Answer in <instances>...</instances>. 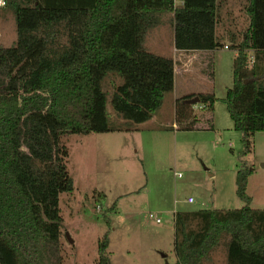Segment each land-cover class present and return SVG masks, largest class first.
<instances>
[{"label":"trees","instance_id":"trees-1","mask_svg":"<svg viewBox=\"0 0 264 264\" xmlns=\"http://www.w3.org/2000/svg\"><path fill=\"white\" fill-rule=\"evenodd\" d=\"M181 1L7 0L4 12L14 15L17 41L0 46V264H62L60 197L72 181L60 137L121 130L109 101L131 125L161 108L174 90L175 61L147 50L145 40L165 13L173 14L177 49L221 46L217 0ZM247 13L250 26L223 99L241 133V157L264 132V0H250ZM111 75L122 81L109 100L103 82ZM196 98L211 114L218 100L214 91L178 98L175 116L183 129L198 122L197 103L190 102ZM241 167L236 193L242 209L176 213L175 264H207L219 248L226 264H264V210L251 208L247 186L254 170L245 158ZM109 242L108 236L99 241L98 264H111Z\"/></svg>","mask_w":264,"mask_h":264},{"label":"rangeland","instance_id":"rangeland-1","mask_svg":"<svg viewBox=\"0 0 264 264\" xmlns=\"http://www.w3.org/2000/svg\"><path fill=\"white\" fill-rule=\"evenodd\" d=\"M162 17L163 23L146 36L151 48L159 43L164 48L171 44L173 14L167 12ZM16 41L14 15L3 12L0 46L9 47ZM121 81L112 75L104 80L109 100ZM180 87L177 78L176 91L166 94L150 124L127 123L109 101L111 120L121 130L61 135L60 144L69 151L63 161L72 181V189L60 198L62 264H98V243L106 236L110 240L111 264H172V211L242 209L245 204L237 196L234 172L236 167L242 168V158L250 160L247 163L255 171L247 194L254 197L255 207H264V132L254 135V150L241 157V133L236 132V138L213 134L206 118L208 112L198 117L207 128H181L174 108L175 96L183 91ZM197 104V114L206 111ZM222 106L226 110L225 104ZM212 173L215 176H210ZM190 197L195 200L192 204L187 203ZM135 212L140 215L134 217ZM150 213L161 217L162 223L157 224V218H150ZM211 264H226L224 248L212 254Z\"/></svg>","mask_w":264,"mask_h":264},{"label":"crops","instance_id":"crops-1","mask_svg":"<svg viewBox=\"0 0 264 264\" xmlns=\"http://www.w3.org/2000/svg\"><path fill=\"white\" fill-rule=\"evenodd\" d=\"M249 1L250 0H217L216 37L221 46L215 50L185 51L177 49L174 43V29L171 44H168L167 48L162 47L160 43L155 44L154 47L151 48L147 41V38L145 40V47L148 50H154L156 51L154 53L162 56H164L165 53H171V56L169 57H172L175 61V85L173 92H175L177 88V78L180 82V88L183 89L180 94L175 96V101L178 98L188 94L214 91L215 96L218 100L215 103L213 114L208 113L206 115V118L208 123L210 124L209 129L213 131V134H217L218 136L223 134L235 138L238 136V134L236 133L237 131L234 129V122L223 99L226 97L228 89L233 86L234 59L238 53V47L243 42L244 34L250 26V17L247 13V5L249 4ZM182 3L183 2L181 0H176V5L180 6L182 5ZM248 54L250 56V59L253 61L254 50H248ZM212 62L213 76L211 75L212 69L210 66ZM262 63L264 62L262 61ZM218 91L221 92L220 95L218 94ZM222 104H225L226 106V110L224 109V111ZM197 107L198 104H195V110L197 109ZM203 113L204 111L200 113V116H202ZM155 118L156 117L154 114L150 120L144 123L150 124L154 122ZM201 125L203 126L204 123L200 122L198 119L195 127L197 126L200 128ZM205 125L203 126V128H207ZM173 126L176 128L177 124H174ZM258 133L260 132H257L255 134V137ZM228 146L232 147V142H229ZM246 161L248 163L250 162V160L248 159H246ZM234 172H238V167H236V170ZM210 176L215 175L214 173H212L210 174ZM254 176L255 171L253 172V175L249 177L247 191L250 185V181L254 178ZM250 197L252 199V209L264 210V207H255L254 197H252L251 195ZM194 202L195 200L193 201V203ZM187 203H189L188 200ZM161 212L168 213L169 211ZM172 212L174 214L175 220L176 213L183 211L174 210ZM151 214L154 215V218L161 220V217H156V215L153 213H150L149 216ZM137 215L140 214L135 212L134 217H136ZM161 223L162 220L157 224ZM163 257L166 258L167 255L164 254ZM176 260L177 259L175 255V261L172 264H175ZM209 264H211V260L209 261Z\"/></svg>","mask_w":264,"mask_h":264},{"label":"built area","instance_id":"built-area-1","mask_svg":"<svg viewBox=\"0 0 264 264\" xmlns=\"http://www.w3.org/2000/svg\"><path fill=\"white\" fill-rule=\"evenodd\" d=\"M7 6V0H0V17L2 15V13L4 12V9L6 8ZM201 108H203V105H200ZM178 177L180 178L181 175H178ZM194 199L193 198H189L188 199V202L191 204L193 203ZM151 218H154V215H150ZM157 223H160V219H156Z\"/></svg>","mask_w":264,"mask_h":264},{"label":"water","instance_id":"water-1","mask_svg":"<svg viewBox=\"0 0 264 264\" xmlns=\"http://www.w3.org/2000/svg\"><path fill=\"white\" fill-rule=\"evenodd\" d=\"M199 101L198 98L191 100V103H197ZM66 237L68 238L69 242L73 243L74 241L71 239L70 235L66 233Z\"/></svg>","mask_w":264,"mask_h":264}]
</instances>
